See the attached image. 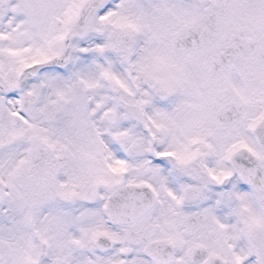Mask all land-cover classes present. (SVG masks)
I'll return each instance as SVG.
<instances>
[{
    "label": "snow or ice",
    "instance_id": "6c2138e0",
    "mask_svg": "<svg viewBox=\"0 0 264 264\" xmlns=\"http://www.w3.org/2000/svg\"><path fill=\"white\" fill-rule=\"evenodd\" d=\"M0 264H264V0H0Z\"/></svg>",
    "mask_w": 264,
    "mask_h": 264
}]
</instances>
